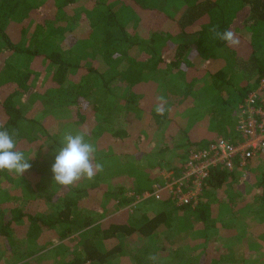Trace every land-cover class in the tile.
I'll return each mask as SVG.
<instances>
[{
    "label": "trees",
    "instance_id": "trees-1",
    "mask_svg": "<svg viewBox=\"0 0 264 264\" xmlns=\"http://www.w3.org/2000/svg\"><path fill=\"white\" fill-rule=\"evenodd\" d=\"M57 1L0 0V126L15 131L18 149L30 159L32 168L26 171L29 177L26 174L21 176L24 182L31 185V182L39 179L31 199L52 201V211L46 213V207L42 210H39L41 206L38 205L30 208L31 205L24 204L22 197H9L7 201L12 206L0 211L2 247H16L20 240L22 243L25 239L33 243H44L50 238L57 241L69 236L74 227L89 225L88 222L84 221L82 225L77 221L83 218L78 201L82 198V190L73 185L64 187L59 195L58 187L50 185L53 184L50 166L60 146L59 138L49 134L47 124L37 123L38 119L29 116L27 110L30 105L38 104L47 92L55 94V104H60L62 98L61 105L71 108L72 123L78 130H87V139L96 138L115 149L118 146L128 147L129 153L143 151V135L135 128L116 126L113 123L115 118L107 112L110 108L108 96L121 97L117 91L119 86H113L115 81L127 83V98L121 97V100L127 99L144 112H153L158 103V83L146 80V72L164 68L165 74L177 75L181 81L178 87L183 90L181 95L184 98L193 94L200 79L206 74L211 75L217 99L211 109L210 128L213 127L216 132L210 131L212 134H207L203 140L199 139L200 142L196 143L195 140L194 149L208 145L216 136L232 138L236 142L232 135L238 117L233 109L250 92L256 91L258 96H264V87L261 86L264 77V0H183L184 5L177 16L160 8L159 1L162 0H123L127 5L131 4L138 16L141 14L145 17L137 21V34L130 33L125 23L111 11V0H93L94 8L86 9L73 25H69L66 18L59 22L52 21L50 8ZM74 1L62 0L58 7L61 6L62 10L71 9ZM67 11L69 15L70 11ZM71 14L75 15L76 11L72 10ZM47 27L50 28L49 32L46 31ZM213 27L220 31L232 29L239 36L240 44L229 47L213 39L210 31ZM31 29L34 33L30 40L33 39L28 45L23 36ZM143 30L147 32V38L141 40L139 35ZM71 36L76 38L78 48L92 43L100 48V52H94L92 62H86L87 57L82 51L65 45ZM134 49H138L141 54L131 53ZM96 53L101 54L99 61ZM219 64L211 73L210 66ZM240 72L246 75V81H237ZM96 88L104 89L105 92L99 101H90L89 94ZM154 116L158 126H163L169 119L165 110L155 112ZM102 122L109 126H104ZM45 137L54 138V143L50 146L51 156L44 165H40L32 154L44 147ZM189 146L194 147L191 144ZM186 151L188 154V148L184 155ZM184 155L181 156L184 158ZM256 158L244 168L214 170L204 182L199 202L194 206H178V209L191 207L190 215L201 223L204 231H214L216 219L210 217L213 196L222 204V197L228 194V179L235 176L246 181L250 175L255 183L252 187L254 204L258 206V211L264 213V168L256 166ZM236 171L241 172V176ZM44 185L50 188V192ZM122 189L123 186L118 192V202L128 204L130 199L124 196ZM235 202L226 208L242 206ZM135 209L138 208L131 211L130 221L125 220V213H121L114 215L111 221L98 225L96 232L101 235V239L118 238L122 233L151 235L164 226L165 216L161 213L152 218L146 217V214L138 218L132 213ZM136 222L142 223L137 226ZM83 249L85 257L78 256L71 264H83L86 260L105 263L117 253L118 247L116 250L102 251L90 239L84 243ZM204 251L215 252L212 248L208 250V247ZM172 254L175 256L174 252ZM244 263L247 264V261ZM215 264H222V261Z\"/></svg>",
    "mask_w": 264,
    "mask_h": 264
},
{
    "label": "rangeland",
    "instance_id": "rangeland-1",
    "mask_svg": "<svg viewBox=\"0 0 264 264\" xmlns=\"http://www.w3.org/2000/svg\"><path fill=\"white\" fill-rule=\"evenodd\" d=\"M60 1L62 0H58L55 3V6H52L50 8V13L54 19L52 21L59 22L60 20L66 18L69 25L76 24L77 20L79 19V15H82L83 12L86 11V9L90 10L95 6V2L93 0H75L73 4H71V9H67L70 11V14L67 15L68 11L66 10V8L64 9L67 12L65 10H62L61 6L58 7ZM37 2H40V0H37ZM159 4L160 8L166 13L172 16H177L181 13L184 1L162 0L159 1ZM101 7L102 9L105 8L104 6ZM110 7L111 11H114L118 15V17L125 23L126 28L130 30V33L137 34V21L138 19L141 20L145 17H143V15L141 14L138 16V12L136 13L131 4L127 5L125 2H123V0H111ZM72 10H74V12L76 11V14L73 16L71 14ZM49 29L50 28L47 27L46 31L49 32ZM33 33L34 30L31 29L30 31H28L26 36H23V40H25L28 45L33 39L32 38L30 40V36L33 35ZM146 35L147 32L143 30L140 32L139 37L141 40L146 39ZM176 41L177 37L174 38V43H176ZM76 43V38L73 36L65 41V45L67 47L71 46L74 50L78 49L77 51H82L87 57L85 58L86 62H92L91 59L94 52L98 51V49L100 48H98L97 45L94 46L93 43L91 45L88 44L78 48V43ZM46 48H48V46ZM89 48L93 50L89 51ZM131 53L139 54L140 52L138 49H134ZM96 56V59L99 61V57L101 56V54L96 53ZM220 65L221 64L212 65L210 67L218 68ZM162 69L164 68H158V70L156 71L146 72L148 78L155 79L160 84V87L158 85L157 89L158 103L155 104L153 112L138 111L137 106L127 101V99H125V101H121V97L125 98L127 96L128 89L126 82L123 83L119 81H115L113 83V86H119L117 91L121 95V97L115 98L114 96H108L110 108H108L107 110H114L116 103H119L121 101L120 107L123 108V110L126 109L127 111L125 113H119V116L123 115V118L120 117L117 122L113 123H118L117 125L124 123L122 125L126 126L130 121L135 120V129L139 130L140 133H143V136L144 138H146L147 142L149 141V139L152 140V138H154V146L151 147V149H148V146L145 147V145L142 144L144 146V149L141 152L142 155H144V153L147 151H152L154 153L157 149H159V147H163L162 144L164 142L168 143L171 140L170 145L164 148L162 153L151 154V156H153V159L149 160V157L147 158V156H145V158L141 160V163L150 161L154 162V160L155 162H158L159 158L165 156L166 159H164L161 163L165 166L164 168L169 169L168 167H174L176 166V164H174V160L171 161V157L168 156V154L170 153L173 158V156H175V153L177 155L181 154V152H184L186 149H182V147L179 148V146H177L181 142L182 137V134H178L179 124L183 123V125H188L189 127H191L190 125L198 121L195 127L199 129V136L202 134L207 135L209 133L211 135L212 133L210 131L216 132L213 127L210 128L211 124H209L208 122H210V118L213 114L211 112V109L214 108L213 106L217 99V92L214 90V87L211 84L212 81L209 78L211 77V75H206L205 79H201L203 80L202 82H197L195 90L193 91L194 94H192L188 98H184V96L181 95L183 90L179 89L178 87V85H181L179 77L175 74L167 75ZM245 78L246 75L243 72L237 74L238 82L246 81ZM174 83L177 86H175ZM104 92V89L96 88L91 94H89L90 101H99L98 99L103 96ZM40 102L43 103L41 104ZM59 102L60 104H55V94L49 91L45 94V97L42 98L41 101H39L40 104L38 103L34 106L30 105L29 109L27 110L29 111L31 116H34L41 121H43L42 119L47 118V116H51L53 118V121H49V130L52 132L54 138L56 136L60 139L61 134L65 131H77L78 128L74 123H72L73 121L71 120V108H68L63 104L61 105L62 98L59 100ZM158 108L161 112L165 110L168 114V117L174 118L175 121L170 122V119H168L164 122L163 126H158L157 123H155L154 116L155 112H160L157 111ZM233 110L237 114V106ZM90 113L92 112L90 111ZM106 124L109 126L108 123H103L104 126H107ZM207 125L209 126L207 127ZM140 128L142 129L140 130ZM156 129L157 131L158 129H161L163 134L160 135L161 138L156 137ZM164 131L165 133H163ZM173 132L174 135L172 134ZM133 133L136 134V132ZM166 134L167 136H165ZM232 137H234L235 139V134H233ZM54 138L49 140L45 137L44 147L35 150V153L32 154V157L35 158L40 165H44V163L51 156L52 150L50 145L54 142ZM217 138L218 136H216L214 140H217ZM88 139L95 145L97 149L94 162L98 163V160L102 165V169L98 171H101L102 173H109L111 177V175L115 174L116 170L109 171L107 170V168L111 169V165H115L116 167L120 163V161L119 159H114V157L111 158V156H109L108 154L118 151L112 145L107 146L104 144V142H100L96 138ZM194 148L195 146L188 148V150ZM137 156L138 155L135 156L136 160L129 158L126 161H123L124 164L127 165V167L129 166L130 168L136 167L137 163H139ZM37 158L39 159V161ZM254 162L257 163V167L261 165L260 167L264 168V158L255 159ZM178 172L179 170H177L175 174ZM25 174L27 175V177H29L27 172H25ZM237 175H240V173H238ZM234 177L235 176H231L228 179V188H226L228 194L225 197H222L220 201L222 204L216 201L218 198H215L214 196L212 198L210 206L212 212L210 214V217L216 219L214 231H204L201 223L190 215V209H169L167 211L169 225H167L165 233L155 235L156 237L154 238V240H150L147 252H136L135 254H132L131 258H127L124 260L125 264H130L131 261V264H215L218 261H222V264H245L244 261H247V264H264V237H262V235H264V213L258 211V206L254 204V196L252 194V187L255 184L254 179L250 175H248L246 181H243L244 179H242V177ZM24 181L25 179H22L21 176H16L13 173H8L7 171H3L0 173V211H6L9 207L12 206V204L7 201L9 197L12 199L14 198V196H19L20 198L22 197L25 200L24 204H27V206L31 205L29 206L30 208L32 206H36V204L41 202L38 201L37 198L31 199L33 195L32 192L34 188H37L36 182H39V179L31 182V185L26 184L27 182ZM145 181L146 180H144L143 182L146 183ZM143 182L140 185H143ZM88 185L89 181L84 180V186ZM54 186L61 189L63 187L55 184V182ZM43 187L48 188L45 185ZM48 192H50V190ZM209 193H211V191ZM59 195H61V192L59 193ZM106 199L110 200L111 198L110 196H107ZM56 200L57 199H55V201ZM143 200L144 199L138 200L137 204L141 203ZM155 200L162 201L164 199L159 200L155 198ZM155 200H149V203H147V207H140L138 211L132 212L133 215L138 218H141L144 214H146V217H151L156 212H160L161 209H153L157 206V202H155ZM47 202L48 201L45 202L46 206ZM234 202L236 203V205L242 204V206L234 207L231 209L226 208L227 205H230L231 203L233 204ZM137 207L139 206L137 205ZM130 210L133 211L132 209ZM164 238H166L168 242L166 244H161L158 247L159 249H161V251L162 246H166V248L168 249L165 250V252L155 251L156 242H166ZM80 239L82 240V238ZM80 239L77 243L73 242L74 240H78V236H75L71 238V245L66 242L64 247H60L65 248V250L72 251L62 252L68 254L70 253L68 259L73 260L75 257L82 255V252L79 251L81 250L82 242L85 239H83L82 241H80ZM0 243H2V238H0ZM22 243L21 240L17 243V249L21 251H31L37 247L33 245L35 244L33 242L28 241L23 244ZM243 246H245V250ZM143 247L146 248L147 246ZM205 247H208V250L212 248L215 252H205ZM171 250H173L172 252H174L175 256H173ZM3 254L4 252L1 251L0 257ZM26 254L31 255V252H27ZM151 257H155V260L151 259ZM5 258H8V263L12 264L15 262L26 261L25 258L28 257H24L23 255L17 256V254L12 255L8 253ZM119 259L120 258L118 257L115 258V260H111L110 264H121V260L119 261Z\"/></svg>",
    "mask_w": 264,
    "mask_h": 264
},
{
    "label": "crops",
    "instance_id": "crops-1",
    "mask_svg": "<svg viewBox=\"0 0 264 264\" xmlns=\"http://www.w3.org/2000/svg\"><path fill=\"white\" fill-rule=\"evenodd\" d=\"M213 73V68H212V72ZM208 75V74H206ZM205 75V76H206ZM45 76H47V74H45ZM205 76L202 79H205ZM212 81V78L209 77ZM146 80H153V82H158L155 79H150V78H146ZM199 81H203V80H199ZM198 81V83H199ZM212 84V83H211ZM158 85L160 87V84L158 82ZM195 90V89H194ZM194 94V92H193ZM157 96V93H156ZM190 97V96H188ZM186 97V98H188ZM127 98V96H126ZM123 101V99L121 100ZM121 101L119 103H121ZM118 105V107H117ZM117 105L115 106L114 110H107L108 113H110L112 115V117L115 118V121L113 122H117L120 117L123 118V115L119 116V113H125L127 110H123V108H121L119 106V104L117 103ZM29 109V108H28ZM138 111H142L143 110H139ZM28 115H30L29 111H28ZM34 117V116H33ZM35 119H38L36 117H34ZM170 122H174V118H170ZM43 121L38 119L37 123H46L47 127L49 129L50 124L49 121H53V118L51 116H47V118L42 119ZM135 120H132L128 123V125H126V127H132L135 128L136 127V123L134 122ZM198 123V121H196V123H193L192 125H190L191 127H189L188 125H183L179 124V129H178V134H182L181 136V142L177 145L180 147L185 148L186 145V149L187 148H191L189 145L191 144V146H194L195 143L194 141L196 140L200 142L199 139H204L207 135L206 134H202L199 136V129L195 127V125ZM210 124V122H208ZM118 124V123H117ZM116 126H121L122 124H119ZM124 126V125H122ZM209 125H207L208 127ZM145 128V127H144ZM143 128V129H144ZM162 128V127H160ZM142 128H140L141 130ZM207 130V129H206ZM49 134L52 132L50 130ZM166 131V130H165ZM165 131L163 133H165ZM183 131V132H182ZM174 135V132L172 133ZM234 134H235V141L238 139V133H237V129H236V125L234 127ZM143 135V133H142ZM160 135L162 134L161 129H156V137L161 138ZM206 135V136H205ZM167 136V134L165 135ZM56 138V136H55ZM141 145H145L148 146V149H151V147L154 146V138L149 139V141L147 142L146 138H144V136L141 137ZM163 138V137H162ZM51 139V138H48ZM168 139V138H167ZM202 139V140H203ZM166 141V140H164ZM163 141V142H164ZM104 142V141H102ZM162 142V143H163ZM171 140L167 143L164 142L162 145L163 147H159V149H157L154 153L152 151H147L144 153V155H142L140 152H135V153H129L130 149L128 147H124V146H118L116 149L118 152H113L111 154H108L109 156L114 157V159H119L120 163L115 167V165H111V169L107 168V170L111 171V170H116L115 174L111 175L109 173H102L101 171L96 172L94 178L92 180H86V179H82L81 181L76 183V187L77 189H81L82 190V198L79 199V206L82 208L81 210V215H83V218H78L77 221L82 223V225L85 222H88L89 225L84 226V227H74L73 228V232L67 236L64 237L62 239H59L57 241L53 240L52 238L46 240L44 243H40V242H34L35 246H37L36 248H34V250H29V251H21L18 248V246L13 248H7L2 247L0 245V249L2 252H4V254L0 257V264H9V260H7L8 258H5L6 255H8V253L15 255L17 254V256H21L23 255L24 257H28L25 258L26 261H20V262H15L12 264H71L74 262L75 258L73 260L68 259L69 254L68 253H62V252H72L70 250H65V248H60V247H64L65 243L68 242L69 245H71L72 241L71 238L78 236V240H74L73 242H78L80 238L85 239L82 242V247L81 250L79 252H82V255H80L79 257L83 258L85 257L84 252H83V245L86 241L93 239L96 242V245L99 247L100 250L102 251H109L111 249H117V253L112 257L109 258L105 263L102 264H110L111 260H115V258H120L119 261L121 264H125V259L127 258H131L132 254H135L136 252H147V249L149 248V244H150V240H154V238L156 237L155 235H159L162 233H165L167 225H169V220H168V214L167 211L169 209H174V210H179L178 209V205L175 201V199L171 196H168L167 194L164 195V197L162 199L164 200H160L157 201L155 200V198L153 197H149L148 199L143 200L141 203L138 204L139 207H137L138 209L136 211L139 210L140 207H147V203H149V200H155L156 203V207L153 209H161L160 212H156L153 216H155L156 214L161 213L162 215L165 216V222H164V226L162 227V229H160L159 231H155L153 234L151 235H146L143 236L142 234H140L139 232H135L132 235H125V234H119L118 238L114 237V238H109V239H101V235L96 232V230L98 229V225H103L108 221H111L114 217V215H119L121 213H125L126 215V219H129V221L131 220L130 218V213H131V208L128 207L130 203H132L134 201V199H136V196H138L139 194L143 193L144 191L150 190L152 189V187L154 186V184H165V182L168 181H173L175 178H177V176L180 175V170H181V165H183L184 161L187 159V156L189 154V150H188V154L186 151V154L184 155V152L182 151L181 154H176L175 156H171V154L169 153L168 156L171 157V161L174 160V164H176V166H174V170L173 171H169L171 168H173V166L168 167L169 169L164 168V165H161L164 159H166L165 156H162V158H159L158 162H154L150 161V162H142L141 160H143L145 158V156H147V158L149 157L150 159H153V156H151V154H157V153H162L163 149L168 147V145H170ZM54 143V142H53ZM52 143V144H53ZM132 143V142H131ZM50 145L51 147L53 145ZM128 145V143H127ZM142 145V146H143ZM185 149V150H186ZM175 152V151H174ZM119 154V155H118ZM184 155L185 157L183 158ZM138 155V162L136 167H132L130 168L129 166L127 167V165L124 164L123 161H126L129 158L135 159V156ZM141 155V156H139ZM256 159H259L258 157ZM98 163H100L97 160ZM238 168V167H237ZM242 168V167H239ZM236 169V168H235ZM234 169V170H235ZM179 170L178 173L175 174V172ZM49 172V171H48ZM235 173H240L239 171H236ZM146 178V179H145ZM84 180L89 181V185L88 186H84ZM146 180L144 183L143 181ZM143 185H140L142 184ZM53 185H54V181H53ZM123 186L124 192V196H128V199H130V203L128 202V204H121L118 202V192L121 189V187ZM48 191L50 190V188H47ZM58 189V191L60 192L62 189H64V187L61 188H56ZM139 189V190H138ZM58 192V193H59ZM110 196V200H107L106 197ZM148 200V201H147ZM51 204L52 201H48L47 202V206L45 205V202H39L38 204H36V206H41L39 207V210H42L43 208L46 209V213H50L51 210ZM150 205V204H149ZM145 206V207H144ZM126 207V209H125ZM80 208V209H81ZM136 208V207H135ZM49 209V210H47ZM152 209V208H151ZM187 209H192L187 208ZM84 210V211H83ZM135 211V212H136ZM153 216L149 217L152 218ZM84 219V220H83ZM142 222H136L135 225L139 226L138 224H141ZM69 225V224H68ZM65 227V226H63ZM261 233V232H260ZM165 236V235H164ZM262 237H264V235H262ZM80 239V241H82ZM164 240H166V238H164ZM28 239H25L23 241V243L28 242ZM34 241V240H33ZM3 242V241H2ZM166 242H168V240H166ZM164 242V243H166ZM22 243V244H23ZM2 244V243H0ZM161 244H163L162 242H156V246H155V251L157 252H165V250H167L168 248H165L166 246H162V251L161 249H159L158 246H160ZM121 245V247H120ZM143 246H147L146 248H144ZM142 247V248H141ZM244 250H245V246H243ZM0 251V252H1ZM173 250H171L172 252ZM27 252H31L30 254H26ZM34 252V253H33ZM78 257V256H77ZM132 262V261H131ZM130 262V264H131ZM128 263V262H126ZM83 264H97V263H93L90 260H86ZM100 264V263H98Z\"/></svg>",
    "mask_w": 264,
    "mask_h": 264
},
{
    "label": "built area",
    "instance_id": "built-area-1",
    "mask_svg": "<svg viewBox=\"0 0 264 264\" xmlns=\"http://www.w3.org/2000/svg\"><path fill=\"white\" fill-rule=\"evenodd\" d=\"M261 86L264 87V77ZM237 117L236 142L219 136L202 148L190 150L177 178L163 185L154 184L151 191L136 196V200L128 207L133 210L138 200L149 197L162 199L165 194L173 197L178 206H194L199 202L204 182L214 170L244 168L253 158L264 156V96H258L256 91L250 92L238 104Z\"/></svg>",
    "mask_w": 264,
    "mask_h": 264
},
{
    "label": "clouds",
    "instance_id": "clouds-1",
    "mask_svg": "<svg viewBox=\"0 0 264 264\" xmlns=\"http://www.w3.org/2000/svg\"><path fill=\"white\" fill-rule=\"evenodd\" d=\"M213 39L229 47L240 44L239 36L230 28L223 31L216 27L210 29ZM157 111H160L158 108ZM15 131L0 126V172L7 171L16 176H23L32 168L28 156L17 147ZM86 137L87 130L65 131L59 139V148L50 166L52 180L63 187H71L82 179L92 180L100 163H95V145ZM155 260V257H151Z\"/></svg>",
    "mask_w": 264,
    "mask_h": 264
}]
</instances>
